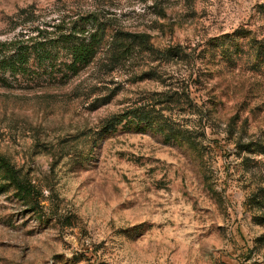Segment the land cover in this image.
I'll use <instances>...</instances> for the list:
<instances>
[{
	"label": "rangeland",
	"instance_id": "374dc122",
	"mask_svg": "<svg viewBox=\"0 0 264 264\" xmlns=\"http://www.w3.org/2000/svg\"><path fill=\"white\" fill-rule=\"evenodd\" d=\"M93 11L176 53L106 38L66 82L0 87V156L32 188L0 171V264H264V0H0V40ZM134 108L187 141L102 129Z\"/></svg>",
	"mask_w": 264,
	"mask_h": 264
},
{
	"label": "trees",
	"instance_id": "16d2710c",
	"mask_svg": "<svg viewBox=\"0 0 264 264\" xmlns=\"http://www.w3.org/2000/svg\"><path fill=\"white\" fill-rule=\"evenodd\" d=\"M107 20L100 12L93 11L76 14L74 18L62 15L57 22L40 26L38 23L34 24L30 16L25 21L26 28L9 39L0 40V87L9 88L12 82L17 81L25 85L40 80L66 82L93 62L106 38H109L108 46L115 61L124 58L135 48L149 53L156 52L169 58L176 53L174 48L156 51L149 41L150 36L145 32L117 29L109 26ZM241 37L244 35L238 31L224 34L209 43L210 50L219 53L222 58H228ZM122 123L133 126L134 129H138L140 125L156 127L167 135H173L182 143L187 141V129L177 128L171 122L168 124L142 108H134L113 116L105 122L102 129L111 131ZM0 171L6 179L15 182L22 197L28 199L32 188L18 185L13 169L1 156Z\"/></svg>",
	"mask_w": 264,
	"mask_h": 264
}]
</instances>
